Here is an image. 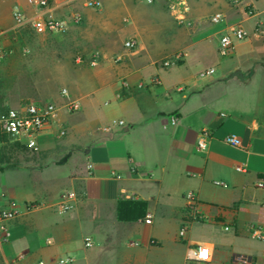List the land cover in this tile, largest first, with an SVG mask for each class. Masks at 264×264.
<instances>
[{
    "label": "crops",
    "instance_id": "crops-1",
    "mask_svg": "<svg viewBox=\"0 0 264 264\" xmlns=\"http://www.w3.org/2000/svg\"><path fill=\"white\" fill-rule=\"evenodd\" d=\"M99 1L96 11L85 0H51L50 13L70 24L54 36L75 46L72 77L60 90L39 87L49 91L45 101L37 92L0 103H55L68 132L58 140L52 126L38 150L0 164V212H17L8 241L0 239V264H185L197 244L210 247L208 264H264V241L250 234L264 228V0H184V24L167 2ZM16 8L30 18L41 13L31 0H0V41L19 35ZM216 13L225 16L220 24L211 22ZM238 26L248 38L223 55L222 36ZM132 39L137 48L129 51ZM177 54V64L162 66ZM70 101L81 110L68 112ZM117 121L124 125L104 130ZM204 132L211 137L201 150ZM231 135L242 147L226 143ZM242 164L246 172L237 170ZM189 192L201 220L181 239ZM61 203L72 208L61 211Z\"/></svg>",
    "mask_w": 264,
    "mask_h": 264
},
{
    "label": "built area",
    "instance_id": "built-area-1",
    "mask_svg": "<svg viewBox=\"0 0 264 264\" xmlns=\"http://www.w3.org/2000/svg\"><path fill=\"white\" fill-rule=\"evenodd\" d=\"M35 6L40 10V14L34 18L26 16L19 8L13 11V17L15 22V31L21 32L23 30H31L35 33L40 34H61L68 30L69 22L68 20L58 19L50 13L51 0H31ZM72 1V0H65ZM147 4H154L156 2H167L169 4V9L174 11V15L178 17L180 23L184 24V14L188 12V8L184 0H144ZM242 0H231L233 5L240 4ZM85 5L87 8L99 11L102 9V2L99 0H85ZM83 17L80 13H74L72 20L79 24L81 23ZM225 20V16L222 13H216L211 17V22L213 24H220ZM190 25V24H189ZM248 36L246 32L241 27H233L229 32L224 34L221 38V53L224 55L228 50L234 48V45L238 41L247 39ZM125 48L129 51H134L137 48V42L135 40H129L125 43ZM2 57V52L0 51V58ZM182 55L177 54L173 57L164 58L161 64L165 68L172 67L177 64L181 59ZM95 59L92 65H96ZM158 82L154 80L153 83ZM129 84L123 82V89H127ZM61 94L65 97L68 96V90L62 89ZM65 108L70 113H77L81 110V104L78 101H70L66 104ZM62 107L55 103L46 104H34V103H24L19 108H9L0 109V135H5L9 137L12 142H17L21 146L26 147L29 150L36 151L39 146V138L48 128L52 126L57 127L55 137L58 140L64 139L68 132L67 128L63 125L60 119ZM174 122V120H173ZM124 125L123 121L113 122L110 126H107L104 130L109 131L114 126ZM209 132H204L201 138L198 140V148L205 149L207 147L206 140L210 138ZM226 143L240 148L242 147L241 139L231 135L225 139ZM239 172H246V166L244 164L237 167ZM259 188L264 189V179L258 183ZM185 201V221L182 224L180 230V237L183 239L186 236L188 228L192 222L200 221V216L197 210V195L194 192H189L184 197ZM61 211H68L72 207L68 204L61 203L59 206ZM17 217L16 211L0 212V239L2 241H8L10 237V232L7 224ZM152 215H148L144 220L145 223L151 224ZM229 230V228H226ZM251 237L258 241H264V228L261 226H251L250 227ZM86 248H91L94 246V240L91 237H87L84 240ZM206 253V254H205ZM207 256V258H205ZM212 260V251L209 246L197 244L194 246H189L185 264H208ZM262 260L264 262V254L262 255ZM72 259L61 258L58 260L57 264H71ZM36 264H44L40 261ZM237 264H252V260L246 257L237 258Z\"/></svg>",
    "mask_w": 264,
    "mask_h": 264
},
{
    "label": "rangeland",
    "instance_id": "rangeland-1",
    "mask_svg": "<svg viewBox=\"0 0 264 264\" xmlns=\"http://www.w3.org/2000/svg\"><path fill=\"white\" fill-rule=\"evenodd\" d=\"M0 41V103L10 104L19 96H33L39 87L62 88V82L72 77L70 69L78 58L75 46L64 43L51 34L31 30L19 32L17 38L3 35ZM69 70V71H68ZM42 89L41 101L49 91ZM29 100H21L28 102Z\"/></svg>",
    "mask_w": 264,
    "mask_h": 264
},
{
    "label": "trees",
    "instance_id": "trees-1",
    "mask_svg": "<svg viewBox=\"0 0 264 264\" xmlns=\"http://www.w3.org/2000/svg\"><path fill=\"white\" fill-rule=\"evenodd\" d=\"M1 141L5 143V147L0 149V164H10L16 153L27 151L26 147L21 146L17 142H12V140L5 136L1 135ZM64 162V160H63Z\"/></svg>",
    "mask_w": 264,
    "mask_h": 264
},
{
    "label": "clouds",
    "instance_id": "clouds-1",
    "mask_svg": "<svg viewBox=\"0 0 264 264\" xmlns=\"http://www.w3.org/2000/svg\"><path fill=\"white\" fill-rule=\"evenodd\" d=\"M205 258H207V256H205Z\"/></svg>",
    "mask_w": 264,
    "mask_h": 264
},
{
    "label": "snow or ice",
    "instance_id": "snow-or-ice-1",
    "mask_svg": "<svg viewBox=\"0 0 264 264\" xmlns=\"http://www.w3.org/2000/svg\"><path fill=\"white\" fill-rule=\"evenodd\" d=\"M206 254V253H205Z\"/></svg>",
    "mask_w": 264,
    "mask_h": 264
}]
</instances>
